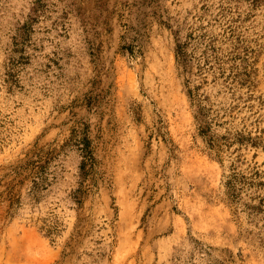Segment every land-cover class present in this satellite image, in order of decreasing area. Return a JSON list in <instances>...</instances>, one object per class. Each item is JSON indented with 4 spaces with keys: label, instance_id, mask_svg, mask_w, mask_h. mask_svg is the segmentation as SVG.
I'll list each match as a JSON object with an SVG mask.
<instances>
[{
    "label": "rangeland",
    "instance_id": "374dc122",
    "mask_svg": "<svg viewBox=\"0 0 264 264\" xmlns=\"http://www.w3.org/2000/svg\"><path fill=\"white\" fill-rule=\"evenodd\" d=\"M189 34L214 109L243 72L264 99V0H0V264H264V215L225 194L253 151L198 135Z\"/></svg>",
    "mask_w": 264,
    "mask_h": 264
},
{
    "label": "trees",
    "instance_id": "16d2710c",
    "mask_svg": "<svg viewBox=\"0 0 264 264\" xmlns=\"http://www.w3.org/2000/svg\"><path fill=\"white\" fill-rule=\"evenodd\" d=\"M177 36V33H175ZM194 39L193 34L186 37V41L181 42L176 40V60L179 70L183 78L185 94L189 100L193 110L194 120L197 127V132L203 138L208 148L213 152L214 156L222 160L223 153L232 150V154H236V162L243 163L244 158L241 153L243 150L253 151L252 161L253 166L248 168V172L240 173L237 171L235 163L230 164L229 175L225 182V194L228 202L235 206V211L239 208L247 212L251 218H257L264 215V160L261 163L256 162L260 153L264 154V128L259 125L264 121L263 115L259 113L264 109V99L254 98L251 91V75L243 72L235 74L232 77L228 76L224 83H229L230 87H226L232 93L233 101L227 107L214 109V103L209 95L202 93L203 84L199 82L193 84V77L202 74V67L198 66V71L194 73V60L188 52L189 40ZM215 52L212 44L207 45V51ZM204 66L207 70H214L215 65L206 58L204 54ZM219 76H214L213 81H217L224 76L223 68L218 67ZM238 84V89H247L244 94L236 96L233 84ZM255 101V103H253ZM246 112L241 119L242 128L239 130H227L223 135H217L214 132V126L221 127L226 124L233 123L238 114ZM223 119L222 122H219ZM231 119V120H230ZM248 123V125H247ZM250 127V128H249ZM16 175L19 172H15ZM243 195L247 197L249 202H243Z\"/></svg>",
    "mask_w": 264,
    "mask_h": 264
}]
</instances>
